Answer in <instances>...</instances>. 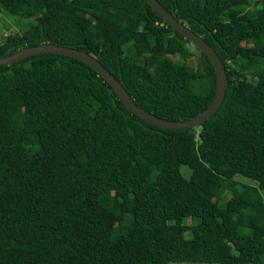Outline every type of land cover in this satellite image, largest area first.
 <instances>
[{"label":"trees","instance_id":"trees-1","mask_svg":"<svg viewBox=\"0 0 264 264\" xmlns=\"http://www.w3.org/2000/svg\"><path fill=\"white\" fill-rule=\"evenodd\" d=\"M158 2L218 55L221 104L201 126L169 129L80 59L0 66V264H264V0ZM0 7L33 21L3 35L0 57L41 43L90 53L168 120L214 97L209 58L194 46L192 69L190 41L146 0Z\"/></svg>","mask_w":264,"mask_h":264},{"label":"water","instance_id":"water-1","mask_svg":"<svg viewBox=\"0 0 264 264\" xmlns=\"http://www.w3.org/2000/svg\"><path fill=\"white\" fill-rule=\"evenodd\" d=\"M151 7L162 17V19L172 26L177 32L188 39L193 46L198 47L211 61L216 74V90L211 103L201 111L198 115L186 120H168L154 115L140 107L132 97L127 93L121 83L90 53L58 45L54 43H41L34 46H28L18 49L13 53L0 57V66L15 63L27 56L39 53H58L80 59L90 65L97 71L112 87L118 98L123 104L140 118L160 127L169 129H186L196 126H201L219 107L228 85L225 68L212 47L207 44L201 36L192 31L189 21H180L175 14L167 11L158 0H146Z\"/></svg>","mask_w":264,"mask_h":264},{"label":"rangeland","instance_id":"rangeland-1","mask_svg":"<svg viewBox=\"0 0 264 264\" xmlns=\"http://www.w3.org/2000/svg\"><path fill=\"white\" fill-rule=\"evenodd\" d=\"M32 19H19L16 15L12 14L11 10L6 7H0V39L9 31H20L21 24L24 22L28 24L32 23ZM20 25H19V24ZM189 50L191 51V56L188 61V65L192 69H197L199 66L198 58L199 52L194 48L191 43H188ZM185 168V167H183ZM188 222V219L184 220ZM189 234V233H188ZM167 264H217V263H190V262H169Z\"/></svg>","mask_w":264,"mask_h":264}]
</instances>
